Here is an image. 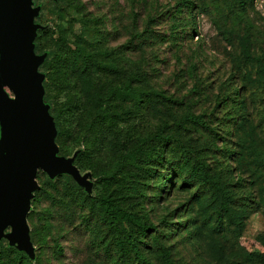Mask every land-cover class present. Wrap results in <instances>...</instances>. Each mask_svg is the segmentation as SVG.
<instances>
[{
    "label": "rangeland",
    "instance_id": "1",
    "mask_svg": "<svg viewBox=\"0 0 264 264\" xmlns=\"http://www.w3.org/2000/svg\"><path fill=\"white\" fill-rule=\"evenodd\" d=\"M30 1L39 99L67 166L37 168L6 211L21 238L32 194L27 245L7 225L1 263L264 264V0L245 11L237 0ZM60 31L88 37L102 72L67 94L74 112L56 142L47 68ZM23 138L6 143L1 193L32 154ZM196 168L204 179H187Z\"/></svg>",
    "mask_w": 264,
    "mask_h": 264
},
{
    "label": "crops",
    "instance_id": "2",
    "mask_svg": "<svg viewBox=\"0 0 264 264\" xmlns=\"http://www.w3.org/2000/svg\"><path fill=\"white\" fill-rule=\"evenodd\" d=\"M31 11L30 0H0V158L2 160L8 156L4 143L9 139L15 142L25 136L23 139L29 141L30 138L34 140L36 136L32 113L19 87L22 86L24 90L32 92L36 81Z\"/></svg>",
    "mask_w": 264,
    "mask_h": 264
},
{
    "label": "trees",
    "instance_id": "3",
    "mask_svg": "<svg viewBox=\"0 0 264 264\" xmlns=\"http://www.w3.org/2000/svg\"><path fill=\"white\" fill-rule=\"evenodd\" d=\"M246 2L247 0H237V4L238 6L242 7V11H245L244 5L242 4ZM91 35L93 34L91 33ZM76 38V40L69 41L62 31L59 32L53 51L50 55V61L47 68L48 79L50 84H52L54 87L53 105L56 107H54L51 112L57 129L55 136L56 142H61L64 136L63 123L66 120L65 117H70L74 112V102L72 101V97L67 96V94L71 91H77L80 81H84L85 84L90 83L92 81L93 74L102 72L101 65L98 61V58H100L102 54L100 55V53L97 52V49H94L92 41L85 35H78ZM81 88L82 91H84V87ZM47 89L48 83L45 84L46 92ZM117 91L127 94L130 92L129 85L126 84L123 87L116 88L114 92ZM45 96H47L46 93ZM188 116L189 120L204 125V122L201 120L200 116ZM191 177H201L204 179L203 172L200 168H196L192 173H190L187 179L190 180ZM43 191V188H39L35 192L34 198L42 194ZM97 202L99 203L101 210L110 224L116 227H122V224L128 220L127 216L122 211H120L114 205L113 201H111L108 197L100 196ZM125 238L131 245L130 252L143 261L144 258L140 255L138 246L134 242L133 237L129 234H126ZM20 259L23 258L18 255L17 259L9 262V264H32L29 261ZM0 264H2L1 261Z\"/></svg>",
    "mask_w": 264,
    "mask_h": 264
},
{
    "label": "water",
    "instance_id": "4",
    "mask_svg": "<svg viewBox=\"0 0 264 264\" xmlns=\"http://www.w3.org/2000/svg\"><path fill=\"white\" fill-rule=\"evenodd\" d=\"M31 15H33V10L31 11ZM34 35H35V30L32 36V41H33ZM33 57L35 59V64L37 67L36 58L34 55ZM35 80L36 81L34 83V89L32 90V92L26 91L24 90L22 86H19L22 91L25 101L28 103L29 109L32 113L33 120L35 122L36 136H35V139L33 140V142H35L34 148H33L32 154L30 156L28 155V159H26V161L27 160L28 161L26 163L25 161L22 163V165L20 166V170L6 185V188L2 191V193L0 190V193H1L0 194V235L2 234L3 229L7 225H10L14 240L23 247L27 245V242H26V236H27L26 214L28 212L29 200L32 194L30 193L28 204H27V209L24 214L25 223H24L23 235L21 238H18L17 231L14 227L13 222L6 221L3 223V219L6 215V211L13 204V202L15 201L18 194L23 189L24 185L28 182V180L30 178L31 179L34 178V172L37 170V168L66 170L65 166H67L66 164L67 160H64L63 158H56L52 155L56 150V145L53 139L54 138V127H53L52 121L46 117L44 108L39 99L40 86H39V78H38L37 73H35ZM46 122L49 124V127L52 130V137L50 139H47L46 134H45V123ZM4 145L6 146V143H4ZM4 145L3 147H5ZM8 156L4 160L0 158V180L2 178V175H4V173L6 172L5 162L7 161ZM50 161L63 162V166L60 167L57 165H53L50 163ZM34 187H35V183H34L33 189Z\"/></svg>",
    "mask_w": 264,
    "mask_h": 264
}]
</instances>
